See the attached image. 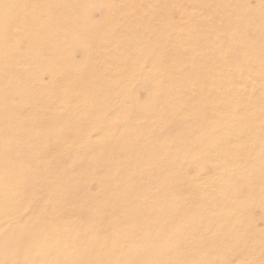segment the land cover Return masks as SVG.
<instances>
[{"label": "rangeland", "instance_id": "obj_1", "mask_svg": "<svg viewBox=\"0 0 264 264\" xmlns=\"http://www.w3.org/2000/svg\"><path fill=\"white\" fill-rule=\"evenodd\" d=\"M0 264H264V0H0Z\"/></svg>", "mask_w": 264, "mask_h": 264}, {"label": "bare ground", "instance_id": "obj_2", "mask_svg": "<svg viewBox=\"0 0 264 264\" xmlns=\"http://www.w3.org/2000/svg\"><path fill=\"white\" fill-rule=\"evenodd\" d=\"M85 128V127H84Z\"/></svg>", "mask_w": 264, "mask_h": 264}]
</instances>
